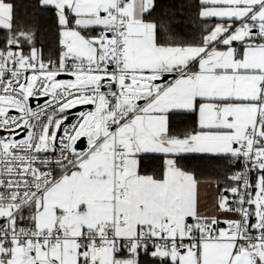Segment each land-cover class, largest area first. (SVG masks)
I'll use <instances>...</instances> for the list:
<instances>
[{"label": "snow or ice", "instance_id": "1", "mask_svg": "<svg viewBox=\"0 0 264 264\" xmlns=\"http://www.w3.org/2000/svg\"><path fill=\"white\" fill-rule=\"evenodd\" d=\"M0 264H264V0H0Z\"/></svg>", "mask_w": 264, "mask_h": 264}]
</instances>
